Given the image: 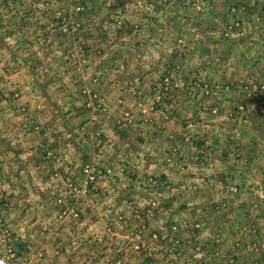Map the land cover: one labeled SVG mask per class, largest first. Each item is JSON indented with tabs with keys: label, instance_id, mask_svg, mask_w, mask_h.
I'll list each match as a JSON object with an SVG mask.
<instances>
[{
	"label": "crops",
	"instance_id": "1",
	"mask_svg": "<svg viewBox=\"0 0 264 264\" xmlns=\"http://www.w3.org/2000/svg\"><path fill=\"white\" fill-rule=\"evenodd\" d=\"M172 2L173 16L163 11L171 8L167 0H127L139 17L128 24L125 47L106 58L89 56L75 32L74 54L85 58L76 70L43 63L38 51L35 67L15 52L18 64L0 69V218L30 264H151L130 246L116 253L111 243L115 236L130 245L142 222L147 240L171 221L197 223L182 230L179 254L165 264H195V249L202 264H241V231L264 234V110L241 87L264 82V0ZM89 33L81 37L95 41ZM47 49L50 57L71 54ZM166 70L170 94L156 96ZM193 75L205 78L208 94L185 93ZM150 93L153 110L140 114L135 98ZM85 162L102 172L88 183L80 172ZM67 181L79 192L69 196ZM152 188L159 207L147 219ZM241 201L254 209H241ZM67 203L75 215L61 218ZM118 215L127 225L109 233L106 225Z\"/></svg>",
	"mask_w": 264,
	"mask_h": 264
},
{
	"label": "rangeland",
	"instance_id": "2",
	"mask_svg": "<svg viewBox=\"0 0 264 264\" xmlns=\"http://www.w3.org/2000/svg\"><path fill=\"white\" fill-rule=\"evenodd\" d=\"M156 1L161 3L164 0ZM167 1L171 8L165 6L163 11L166 13L171 11V16H173V2L172 0ZM126 2L127 0H0V69L6 66L13 67L11 65L18 64L15 63V52H17V56L21 63L25 64L27 67H35L33 66L34 64L36 65L35 57L32 56L34 54L36 55L38 51L44 59L43 63L48 62L50 66L59 68L62 66V62H64L66 66L69 65L72 70H76V67L80 66L81 60H85V58L76 57L74 54L76 50H79L78 45L71 40L72 36L75 35V32L80 34L78 37H80L83 43L85 42V45H89V56L98 55L103 58L108 57L110 55L109 50L117 48L118 46L125 47L127 36L124 33L127 32L128 24L137 20L139 17L126 5ZM189 2L190 1H188V3ZM81 24L83 27H81ZM89 32L95 35V41H89V38L81 37V35L84 37H87V35L91 36L92 34ZM45 33H47L50 38H53V41L47 42L46 38L43 37ZM96 34L99 40H97ZM224 34L227 35V33ZM63 35L64 37H62ZM16 38L20 39L18 43H15ZM67 38H69L68 42ZM49 45L54 50H57V46L60 48L62 46L64 48H71V54L67 55V58H65V55L64 57L60 55H52V57H50L48 54L44 53L45 50H48L47 47ZM39 49H41V51H39ZM10 67H8V69ZM171 78L172 74L169 70H166L159 77L155 83L156 96L170 94ZM189 80H187V89H185V93L188 96L195 97L197 95H205L209 93L211 87L208 86L205 78L203 79L201 76L193 75L191 76V80ZM252 82L255 84H264L263 81ZM83 91L86 92V90ZM242 91H244V89ZM151 95L153 94L137 95L134 104L135 108H137V112L139 111V113L142 114L153 110L152 105H154L155 100ZM253 96L257 99L258 105L264 110V103L261 104L259 98L255 95ZM124 111L125 112L121 117H123V120L126 122H130L132 113L128 110ZM204 164L208 167L211 166V163L207 160ZM103 171L106 174H108V172L111 173V170L109 169L108 171H106V169ZM80 172L83 175V181L86 183L93 181L97 176L102 174L101 170L98 169L96 165L89 162L83 164L80 168ZM66 186L70 188L69 196H72V193L75 194L76 190L79 192V189L76 188L75 190L70 181L66 182ZM150 193H152V196L144 204L143 210L144 216L147 219L154 218L159 207V199L156 195L158 191L155 188H152ZM57 202L61 203V197L57 198ZM241 204V209H245L247 212L254 209L253 202L246 203L241 201ZM71 209L72 208L68 203L65 204L59 210V217L63 218L66 213L73 212ZM72 214L75 215L74 212ZM250 221V224L257 223L258 218L254 217V219H250ZM140 222H142V220ZM171 222L172 223H170L165 229V233H151L148 240L143 239L144 236L142 235L145 228L144 222L139 223V226L136 229L131 230L127 240L130 241V245L127 244L125 238H115V236L111 237V243L114 244L116 253L118 254L124 252L126 249L125 247L130 246V249L139 252L138 254L141 259L146 257L153 261L151 264H165V260H169L167 256L170 255V257H172L173 255L174 257L179 254V249L181 247L180 238L183 242L182 230L186 227H192V229L193 227L197 228V223L189 225L188 222H182L180 224H177L175 221ZM242 224L244 223H242L241 220V225ZM126 225L127 222L125 219L121 215H118L109 220L106 225V230L110 233L111 229L114 227L118 229L119 227L124 228ZM0 228L7 229L10 233L9 242L13 245L12 231L9 225L1 218ZM236 237L237 236H224V239H228L230 244H232L233 241L236 242L238 240ZM240 237L241 264H254L253 260L264 259V234L250 236L246 232L241 231ZM2 238H0V264H7V261H1L4 251V248L2 247L3 242H8ZM149 240H154L157 243L156 245H159L160 249L158 248L157 250L152 242L150 244ZM152 251L154 252V255L151 256ZM15 254L23 257L21 254H18L17 251ZM201 254L202 251L200 249H195L194 253L192 252V260L193 258H196L197 255L199 256L197 257L198 259L194 261L195 264H202V261L199 259ZM38 255L41 254L38 253ZM181 257L186 258L187 262L191 258L190 256V258L188 257V254L183 255V251ZM24 262L25 264H30L26 259H24ZM111 264L121 263L118 259H114Z\"/></svg>",
	"mask_w": 264,
	"mask_h": 264
},
{
	"label": "built area",
	"instance_id": "3",
	"mask_svg": "<svg viewBox=\"0 0 264 264\" xmlns=\"http://www.w3.org/2000/svg\"><path fill=\"white\" fill-rule=\"evenodd\" d=\"M244 91H246L247 94L255 95L259 98L260 103H264V84H255L254 82H250L248 84H245L242 86ZM241 109V108H239ZM212 112H216L215 109L212 110ZM0 238H4L8 242H3V255L1 258L2 262L7 261V264H25L23 257L17 256L15 254L16 250L13 248V245H11L10 241V233L7 231L6 228H0ZM2 238V239H3Z\"/></svg>",
	"mask_w": 264,
	"mask_h": 264
}]
</instances>
